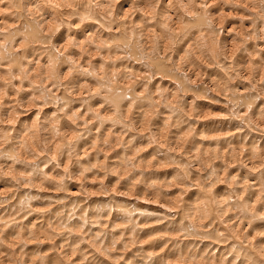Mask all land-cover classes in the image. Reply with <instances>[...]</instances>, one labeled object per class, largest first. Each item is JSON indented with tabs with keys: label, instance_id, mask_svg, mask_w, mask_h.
<instances>
[{
	"label": "clouds",
	"instance_id": "obj_1",
	"mask_svg": "<svg viewBox=\"0 0 264 264\" xmlns=\"http://www.w3.org/2000/svg\"><path fill=\"white\" fill-rule=\"evenodd\" d=\"M0 183V264H264V0H0Z\"/></svg>",
	"mask_w": 264,
	"mask_h": 264
},
{
	"label": "bare ground",
	"instance_id": "obj_2",
	"mask_svg": "<svg viewBox=\"0 0 264 264\" xmlns=\"http://www.w3.org/2000/svg\"><path fill=\"white\" fill-rule=\"evenodd\" d=\"M122 3H123V0H122ZM24 118L25 117H23V116L21 117V119H24ZM109 179H111V178H109ZM92 182H95V178H92ZM0 187H4V184L0 183ZM93 196L96 197V196H99V194L98 193H93ZM142 206L143 207H150V208H153V209H155V207H156L154 204H147V205H142ZM3 212H4V209H0V214H2ZM40 219H41L40 214L37 213L33 217H30L28 220H25L24 223L25 224L36 223V221L40 220ZM45 219H46V217H45ZM109 223H111V222H109ZM37 226H39V224H37ZM161 227L162 226H160V225H156L155 227L144 229L145 236L156 233L157 231L160 230ZM12 235H14V229L10 228V229H8L6 231L5 236H6V238H11ZM59 242L60 241H57L56 243H59ZM50 247H51V245H46L45 249L50 248ZM144 247H145V250H148V249L153 248V245L146 244ZM30 248L35 250L36 249V245L32 244V245H30ZM137 250L138 249H135V248L129 250L127 252V254L124 256V259L126 260V259H129V258H132L134 253ZM156 250L158 251L159 249L157 248ZM16 251H19V249L17 248ZM166 252H167V250H165V253H162V255L166 254ZM56 258H57V253L55 251L49 252L47 264H55ZM75 259L79 260L80 258L77 256V257H75ZM100 260H101V264H113V262L111 260H108V259L100 258ZM37 264H38V262H37ZM119 264H124V260H121L119 262Z\"/></svg>",
	"mask_w": 264,
	"mask_h": 264
}]
</instances>
